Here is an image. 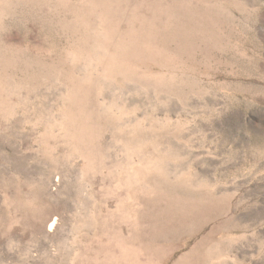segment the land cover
Here are the masks:
<instances>
[{"label": "rangeland", "instance_id": "obj_1", "mask_svg": "<svg viewBox=\"0 0 264 264\" xmlns=\"http://www.w3.org/2000/svg\"><path fill=\"white\" fill-rule=\"evenodd\" d=\"M0 264H264V0H0Z\"/></svg>", "mask_w": 264, "mask_h": 264}, {"label": "bare ground", "instance_id": "obj_2", "mask_svg": "<svg viewBox=\"0 0 264 264\" xmlns=\"http://www.w3.org/2000/svg\"><path fill=\"white\" fill-rule=\"evenodd\" d=\"M193 11H194V10H193ZM150 179H151V178H150ZM150 181H151V180H150ZM131 183H132V182H131ZM132 184H133V183H132ZM135 184H136V183H135ZM145 185H147V184H145ZM152 185H153V184H152ZM142 186H143V185H142ZM144 187H145V186H144ZM146 187H147V186H146ZM149 188H150V187H149ZM146 189H147V188H146ZM143 190H144V189H143ZM145 192H146V191H145ZM142 193H143V192H142ZM162 193H163V192H162ZM155 194H156V193H155ZM146 198H147V197H146ZM152 198H153V197H152ZM155 198H156V197H155ZM155 198H154V199H155ZM148 200H149V199H148ZM171 205H172V204H171ZM153 207H154V206H153ZM117 208H118V207H117ZM171 219H172V218H171ZM169 220H170V219H169ZM169 220H168V221H169ZM168 221H167V222H168ZM170 221H171V220H170ZM160 223H161V222H160ZM182 223H183V222H182ZM161 224H162V223H161ZM156 231H157V230H156ZM158 235H159V234H158ZM156 236H157V235H156ZM112 241H113V240H112ZM200 241H201V240H200ZM155 247H156V245H155ZM107 248H108V247H107ZM128 250H129V249H128ZM113 253H114V252H113ZM127 254H128V252H127ZM130 254H131V253H130ZM134 256H135V255H134ZM129 260H130V259H129ZM132 261H133V260H132Z\"/></svg>", "mask_w": 264, "mask_h": 264}]
</instances>
